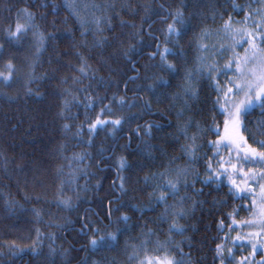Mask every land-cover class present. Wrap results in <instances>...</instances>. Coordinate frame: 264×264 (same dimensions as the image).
Wrapping results in <instances>:
<instances>
[{"label": "trees", "instance_id": "obj_1", "mask_svg": "<svg viewBox=\"0 0 264 264\" xmlns=\"http://www.w3.org/2000/svg\"><path fill=\"white\" fill-rule=\"evenodd\" d=\"M178 10L177 42L167 28ZM229 20L264 22V0H0V73H11L0 76V264H138L180 250L220 264L217 245L224 264H264L251 247L264 245V199L237 176L261 165H227L230 151L211 143L226 117L200 44ZM17 23L27 30L10 41ZM157 45L178 53L174 71ZM97 119L121 125L90 133ZM262 125L260 108L243 119L257 150ZM92 239L104 243L92 250Z\"/></svg>", "mask_w": 264, "mask_h": 264}, {"label": "snow or ice", "instance_id": "obj_2", "mask_svg": "<svg viewBox=\"0 0 264 264\" xmlns=\"http://www.w3.org/2000/svg\"><path fill=\"white\" fill-rule=\"evenodd\" d=\"M28 17L29 20L32 19L31 14H28ZM184 23L185 21L183 18V12L178 10L175 13V18L173 20V23L168 25L167 28L168 36L176 37L178 42V38L181 35V30L176 27V24L184 25ZM132 27H135V25H132ZM256 28L259 30L258 32L248 31L247 29L234 30L231 27L230 20L226 22L224 25V30L226 32H235L237 35H239L240 39L234 40V45L247 44L249 46L250 53L245 55L244 57H238L237 54L233 52L235 59L225 65V70L234 71L235 78L230 82L231 86L227 87L226 91L220 87L218 82L216 83V89L223 94V98H224V103L221 104V97L218 95L216 103L220 104V109L225 114L226 118L224 120V134L220 137L219 140L213 141L211 143L213 147L217 148V151L219 150V147L221 145L229 150L235 149L236 155L245 162L257 163L260 164L262 168H264V150H257L256 148H253L250 144H248L245 137L241 134L243 117L247 116L255 108H260L264 110V26H262L260 23H256ZM26 30L27 29H25L23 25L17 23L15 27V31L8 29V39L10 41H18L22 32ZM204 35H208V34L205 33ZM258 39H259V46L257 44ZM3 47L4 45L0 44V49H3ZM156 47H157V51L159 52L160 60L162 64L165 65L168 69L174 71L175 66L169 63L168 56L169 55L176 56L178 55V53L168 47H164L163 51L160 52L159 46L157 45ZM202 47L206 48L207 45H202ZM156 54L157 53H153L152 56L155 57ZM125 55H128V53H125ZM233 64L235 65L234 69H233ZM8 66L9 68L12 67L11 62H9ZM207 67L209 72V78L215 79V77L212 76V72L215 71L214 66L209 65ZM83 71L84 69L81 68V72ZM0 76H3L5 82L11 79V73H9L7 76H4L3 73H0ZM161 83L163 84L167 82L161 81ZM150 88H153V86H150ZM186 91L190 92L192 95H195V90L191 88V84H189V87L186 89ZM120 102L121 104L124 103L123 98H121ZM64 103L65 106L67 107L68 101L65 100ZM150 106H151V102L145 101V107L150 108ZM108 124L112 126V131L113 133H115L116 129L121 125V120L116 119L112 121H106V120L97 119L95 123L89 125V132L94 134L98 126L103 128L105 125ZM64 127L65 129H67L69 128V125L65 124ZM151 127H152L151 125H148L146 127V132L148 134L151 133ZM261 127L262 129H264V125H262ZM244 130L249 131V129L246 126L244 127ZM210 131H215V130L210 129ZM77 134H79V131ZM260 134L264 135V131H261ZM192 140L193 142L195 141L194 136L192 137ZM257 143L260 145L261 149H264V140H258ZM188 151L191 154L192 152L195 151V149L189 147ZM80 158L82 159L83 157ZM119 166L121 169L126 167V161L124 158H121ZM209 167L211 166L209 165ZM232 167L235 170L236 166L233 165ZM244 175L245 177L248 176L247 173H245ZM256 176H259L261 180H264V170L258 173H254L250 178L252 180H255ZM229 179H231V177H229ZM209 182H212L211 177L203 181V183L205 184H208ZM231 182L233 185H236V182L234 180H232ZM168 185L170 189L173 191H175L177 188L176 183H173L172 181H168ZM259 186L261 188V197L262 199H264V185H259ZM236 187L239 188L238 185H236ZM120 190L124 191L123 178H121ZM159 199L160 200L165 199L163 193H161ZM62 203L67 204V201H62ZM261 214L264 215V211H262ZM123 219L126 221L128 217L124 216ZM172 230L183 232L182 226L177 224L176 221H173L169 229V231ZM237 239H240V237L238 236ZM110 240L115 241L116 236L111 235ZM103 243L104 241L101 240L100 245H102ZM90 245L92 250H96L100 246L98 245V242L95 239H92L90 241ZM251 247H252L253 255H255L257 251L264 252V245H261L260 248H257L256 244L252 243ZM177 248L179 249V245H177ZM217 254L220 257V264H224L225 257L223 255L222 245H217ZM185 255L186 254H184L183 251L180 250V259L169 260L168 264H191V260L190 259L186 260ZM229 256H231V249H229ZM244 264H246V258Z\"/></svg>", "mask_w": 264, "mask_h": 264}, {"label": "rangeland", "instance_id": "obj_3", "mask_svg": "<svg viewBox=\"0 0 264 264\" xmlns=\"http://www.w3.org/2000/svg\"><path fill=\"white\" fill-rule=\"evenodd\" d=\"M256 23H260L262 26H264V22L257 21ZM256 23L252 22L249 24H242L237 22H231L232 29H247L248 31H255L258 32L259 30L256 28ZM212 37V35H210ZM207 38V35L203 37V41L200 44L201 49V62L203 65L207 66L211 65L214 66L215 71H213V76L215 77L214 81L215 84L218 82L220 87L223 88L225 91L227 90V87L231 86V81L235 78V72L232 70H225V65L228 64L230 61H233L235 59L233 52L237 54L238 57H244L245 55L250 53L249 46L247 44L242 45H234V40L240 39L239 35H237L235 32H226L223 31L221 35H215V41L213 44L207 43L205 40ZM212 39V38H211ZM257 44L259 46V39L257 40ZM202 45H207L206 48H203ZM248 50V51H246ZM235 65L233 64V69ZM221 103H224L223 94L221 93ZM227 106V105H226ZM244 119V117H243ZM243 125L241 126V134L245 137L243 132ZM224 134V129L221 133V136ZM220 136V137H221ZM219 137V139H220ZM218 139V140H219ZM222 145L219 147V149H224ZM229 150V149H228ZM232 154L233 158L230 156H225V164L232 165V163L240 164L242 163V160L240 157L236 155V150L232 149L229 150ZM242 156V153H241ZM260 165V164H257ZM240 170L237 171V176L243 180H247V191L250 192L252 197H256L257 195V203H259L262 200L261 197V188L259 185H264V180H261L259 176H256L255 180H252L250 177L254 173L261 172L264 170V168L258 167L250 172L246 171L245 168L240 167ZM245 173H247L249 176L245 177ZM250 178V179H249ZM238 181V180H237ZM237 184V182H236ZM234 190L239 189L236 187V185H232ZM262 213L264 211V205L261 206L260 209H258V212ZM263 223V222H261ZM256 224V223H255ZM259 248V247H257ZM174 259L170 255H165L162 257H155V256H149L144 258L143 260H140L138 264H168L169 260Z\"/></svg>", "mask_w": 264, "mask_h": 264}]
</instances>
